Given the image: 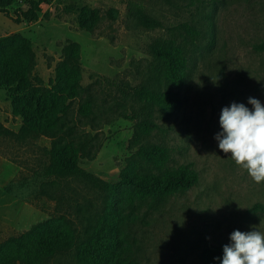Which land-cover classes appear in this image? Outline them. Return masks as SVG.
<instances>
[{"label":"rangeland","instance_id":"rangeland-1","mask_svg":"<svg viewBox=\"0 0 264 264\" xmlns=\"http://www.w3.org/2000/svg\"><path fill=\"white\" fill-rule=\"evenodd\" d=\"M133 4L160 26H143L132 14ZM19 7H25V0H11L6 9L13 16ZM40 7L33 22L14 23L0 12V39L15 34L30 42V78L44 87L53 82L66 44L79 45L82 90L72 101L70 118L75 136L93 138L96 149L94 159H80L79 166L106 182H117L132 158L134 124L146 113L137 91L159 78L151 44L173 38L184 47L187 79L171 87L178 91L181 107L153 112L162 130L150 140L168 149L169 167L190 164L198 180L154 207L126 205L124 185L109 194L79 178L62 180L53 200L40 192L52 137H0V242L47 219L65 220L81 232V221H93L109 200L119 211V249L141 264H202L203 250L227 243L233 229L264 230V181H254L213 139L222 106L247 103L249 96L264 103V50L259 48L264 43V0H45ZM83 8L98 15L92 31L79 23ZM183 22L199 29V35L191 39L177 28ZM84 100L95 110L96 126L79 119L77 107ZM0 123L14 132L21 123L1 88ZM46 264L75 262L64 253Z\"/></svg>","mask_w":264,"mask_h":264},{"label":"trees","instance_id":"trees-1","mask_svg":"<svg viewBox=\"0 0 264 264\" xmlns=\"http://www.w3.org/2000/svg\"><path fill=\"white\" fill-rule=\"evenodd\" d=\"M43 2L45 0H25V7L15 9L12 16L6 9L11 0H0V12L14 23L33 22L37 20ZM131 11L143 26H160L140 5L133 4ZM78 20L81 27L92 31L98 15L93 9L83 8ZM178 26L191 39L199 35V29L187 22ZM14 40L17 42L13 47L6 45ZM259 48L264 50V43ZM150 49L157 63L159 78H155L153 86L137 91V96L145 104L146 113L134 124L129 143L134 150L130 162L120 170L117 182L110 183L92 176L79 166L80 159H94L96 150L93 138L75 136V123L70 118L72 101L80 97L82 90L83 67L79 60V45L75 42L66 44L65 57L55 67L53 82L44 87L38 80L30 78L33 66L30 42L15 34L0 39V88L8 94L12 115L21 119L17 132L0 123V137H52L50 148L46 151L48 162L40 172L43 177L40 183L42 195L55 200L62 180L79 178L109 194L116 193L119 186L124 185L127 187L126 205L137 203L154 207L173 194L186 192L197 183V172L190 164L169 167L168 149L150 140L154 131L162 130L153 118V112L167 114L181 107V97L171 87H178L187 79L186 51L173 38L158 39ZM94 112L88 100L78 104L79 119L90 120L92 126H96ZM258 207L263 208L254 205L253 209ZM118 214L119 211L109 200L93 221H81L85 224L81 232L65 220L56 222L47 219L35 223L21 234L0 242V264H46L55 255L64 253H70L75 264H141L124 255L127 252L125 248L119 249ZM222 245L204 249L201 263L218 264L213 257L222 254Z\"/></svg>","mask_w":264,"mask_h":264},{"label":"clouds","instance_id":"clouds-1","mask_svg":"<svg viewBox=\"0 0 264 264\" xmlns=\"http://www.w3.org/2000/svg\"><path fill=\"white\" fill-rule=\"evenodd\" d=\"M218 126L216 147L254 181H264V103L252 96L247 103L229 102L220 108ZM227 239L222 254L213 257L218 264H264V230L233 229Z\"/></svg>","mask_w":264,"mask_h":264}]
</instances>
